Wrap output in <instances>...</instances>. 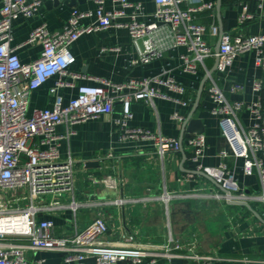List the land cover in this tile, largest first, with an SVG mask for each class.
<instances>
[{"label": "built area", "instance_id": "obj_1", "mask_svg": "<svg viewBox=\"0 0 264 264\" xmlns=\"http://www.w3.org/2000/svg\"><path fill=\"white\" fill-rule=\"evenodd\" d=\"M43 1L3 0L0 8V264H42L43 259L29 255L38 251L57 252L66 264H171L173 259L182 260V264H264V259L204 253L197 248L195 239L186 244L170 237L163 244L113 246L106 240L108 226L102 217L94 218L80 231L61 236L53 234L52 221L35 220V214L42 209L64 207L60 198L74 190V162L70 157L60 158V136L55 133L57 125L110 116L119 103L120 112L115 124L123 139L152 140L156 153L162 157L179 150V141L175 137L129 126L133 101L150 104L155 97L171 98L161 90L162 87L182 96L177 99L181 105L189 103L184 97L185 86L171 77L151 76L122 82L100 79L95 84L77 86L75 97L64 103L59 90L73 87V81L80 78L78 73L70 71L75 61L70 46L81 35L110 27L124 28L142 63L149 62L162 50L182 46L186 49L181 56L182 70L196 74L207 58L217 57V70L223 72L238 54L246 51L255 53L257 66H264V30L257 35L225 33L215 52L204 36L207 31L218 35L217 25L206 27L195 20L198 13L214 9L212 1L154 0L155 9L148 18L138 2L109 0L111 8H107L106 0H93V10L72 8L58 30H49L45 23L34 26L23 44H38L41 52L32 62H22L16 53L19 46L11 44L13 22L20 17L34 16ZM236 1L239 6L237 21L242 26L253 15L247 0ZM107 49L117 48L103 47L101 51ZM53 77L56 80L49 90L52 107L28 115L31 91ZM260 87L259 82L253 85L256 91ZM240 88V85H234L231 89ZM207 93L213 102L211 112L220 116L222 134L234 155L243 159V172L247 175L256 172L259 180L257 193L237 192L225 164H220L217 170L204 169L229 191L212 196L225 201L255 200L264 205V106L259 101L252 104L230 101L214 82L208 86ZM241 110H248L253 115V122L247 127L237 119ZM171 118L177 122L184 120L178 112H173ZM186 143L190 148V159L197 164V170H202L199 162L206 146L205 136L191 134ZM220 156L225 157L227 153L221 151ZM197 195L200 192L181 193L164 188L156 196L114 197L103 203L121 206L128 201L158 200L168 206L175 199ZM45 197H49L46 204L36 203ZM78 205L72 198L67 207L76 210Z\"/></svg>", "mask_w": 264, "mask_h": 264}, {"label": "crops", "instance_id": "obj_2", "mask_svg": "<svg viewBox=\"0 0 264 264\" xmlns=\"http://www.w3.org/2000/svg\"><path fill=\"white\" fill-rule=\"evenodd\" d=\"M2 1L0 0V8ZM130 1L138 2L141 11L148 18L151 17L155 9L154 0ZM206 1L214 4L216 2ZM247 2L253 17L241 26L237 21V1L222 0L221 17L225 33L231 36L257 35L264 30V0ZM74 7L93 10L95 4L93 0H82L72 6L64 3L55 5L52 0H44L34 16L16 19L13 22L11 44L19 46L16 49L19 59L22 62H32L40 55V45L23 44L34 26L45 23L49 30H58ZM106 7L111 8L109 0H106ZM195 20L206 27L211 24L218 27L214 9L198 13ZM204 37L215 51L218 35L207 31ZM103 47L117 49L101 51ZM70 52L75 58L70 71L78 73L80 78L73 81V87L59 90L64 103L75 97L77 86L95 84L100 79L122 82L159 76L163 79L171 77L185 86L184 97L189 100L185 106L177 100L182 96L164 87L161 90L170 95V99L155 97L150 104L143 101H133L131 104L133 116L129 121L130 127L143 128L177 139L181 133L182 122L173 120L171 115L178 112L186 118L204 75L215 63V57H210L205 59L204 65L199 66L196 74L184 72L181 56L186 53V49L182 46L162 50L149 62L142 63L130 43L128 32L124 28L116 27L81 35L71 44ZM55 80L56 77L50 78L31 91L28 115L35 110L52 107L53 98L49 90ZM213 82L230 101L240 100L247 104L259 101L264 106V66H257L255 53L246 51L238 54L225 71L221 72L216 68L205 81L198 106L192 115L200 121L203 128L201 134L206 140L199 162L202 171L217 170L223 163L232 176L231 180L236 185L237 192L257 193V173L247 175L243 172V159L234 155L231 145L222 134L220 116L211 112L213 102L207 88ZM255 82L260 83L258 91L253 88ZM234 85H240L241 88L232 90ZM119 112L120 104L117 103L110 116L56 126L55 133L60 136V158L70 157L74 162V190L72 194L66 193L60 198L64 207L42 209L35 214V220L52 221L53 234L61 236L80 231L94 218L102 217L108 226L106 240L113 246L163 244L170 237L175 242L186 244L195 239L197 248L204 253L232 258L247 256L251 259H264V225L245 207L213 197L212 195L223 192L209 180L183 170H197V164L190 159L186 138L183 140L186 159L181 166L182 155L179 151L168 152L162 157L156 153L152 140L123 139L115 124ZM237 119L242 126L247 127L253 122V115L248 110H241L237 113ZM221 151H225L227 156L221 157ZM85 162H96L97 165L88 167ZM164 188L181 193L198 191L200 195L175 199L168 206L158 200L128 201L121 206L103 203L114 197L140 199L156 196ZM72 198L79 204L76 210L67 207ZM48 199L49 197L41 198L36 203L46 204ZM247 202L264 219V205L255 200ZM29 255L43 259L42 264H66L57 252L38 251Z\"/></svg>", "mask_w": 264, "mask_h": 264}, {"label": "water", "instance_id": "obj_3", "mask_svg": "<svg viewBox=\"0 0 264 264\" xmlns=\"http://www.w3.org/2000/svg\"><path fill=\"white\" fill-rule=\"evenodd\" d=\"M54 2L55 5H58L60 3H64L67 5H75L76 2H81L82 0H52ZM221 6H222V0H216L215 5H214V11L217 17V21H218V42H217V46L215 48V52L218 51L219 45H220V41L222 36L225 34V30L223 27V23H222V17H221ZM217 64H218V58L215 57V63L213 68L208 71V73H206L198 87L197 93H196V98L192 104V108L190 113L186 116V118H184V120L182 121V125H181V133L180 136L178 138L179 141V152L182 155V161H181V166L184 162V160L186 159V154L183 148V140L184 138H187L190 134H201L203 133V128L200 124V121L197 119H194L192 117L194 111L196 110L198 103H199V99L200 96L202 94L203 91V87L205 84V81L207 80L208 76L217 68ZM94 162H85V165L88 167L97 165V163L95 162V164H93ZM183 169V168H182ZM186 172L192 173L194 175H199L202 176L204 178H206L207 180H209L212 184H214L220 191H222L224 194H228L229 191L224 188L220 183H218L214 178H212L211 176H209L208 174H206L204 171L202 170H186L183 169ZM229 204L232 205H240L245 207L249 212H251L253 214V216L264 225V219L261 217V215L252 208L251 204L247 201H243V200H229L227 201ZM171 264H182V260L179 259H173L171 260Z\"/></svg>", "mask_w": 264, "mask_h": 264}]
</instances>
